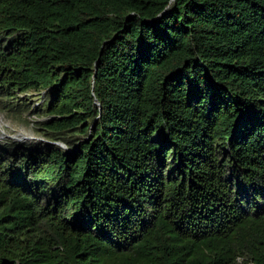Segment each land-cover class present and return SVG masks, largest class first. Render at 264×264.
<instances>
[{
	"label": "trees",
	"instance_id": "trees-1",
	"mask_svg": "<svg viewBox=\"0 0 264 264\" xmlns=\"http://www.w3.org/2000/svg\"><path fill=\"white\" fill-rule=\"evenodd\" d=\"M0 264H264V0H0Z\"/></svg>",
	"mask_w": 264,
	"mask_h": 264
},
{
	"label": "rangeland",
	"instance_id": "rangeland-1",
	"mask_svg": "<svg viewBox=\"0 0 264 264\" xmlns=\"http://www.w3.org/2000/svg\"><path fill=\"white\" fill-rule=\"evenodd\" d=\"M46 93L40 95H20L14 105L0 110V148L11 145H58L66 149L61 142H52L41 133L39 123L45 119L39 118L33 112L37 111L45 101ZM23 103H27L35 111L19 113L17 109ZM37 109V110H36ZM30 135V137H28Z\"/></svg>",
	"mask_w": 264,
	"mask_h": 264
},
{
	"label": "bare ground",
	"instance_id": "bare-ground-1",
	"mask_svg": "<svg viewBox=\"0 0 264 264\" xmlns=\"http://www.w3.org/2000/svg\"><path fill=\"white\" fill-rule=\"evenodd\" d=\"M1 119V118H0ZM28 137H30V135H28Z\"/></svg>",
	"mask_w": 264,
	"mask_h": 264
},
{
	"label": "water",
	"instance_id": "water-1",
	"mask_svg": "<svg viewBox=\"0 0 264 264\" xmlns=\"http://www.w3.org/2000/svg\"><path fill=\"white\" fill-rule=\"evenodd\" d=\"M63 147V146H62ZM64 148V147H63Z\"/></svg>",
	"mask_w": 264,
	"mask_h": 264
}]
</instances>
